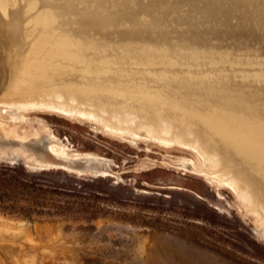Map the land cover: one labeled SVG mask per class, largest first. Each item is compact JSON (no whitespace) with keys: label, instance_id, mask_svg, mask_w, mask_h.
<instances>
[{"label":"rangeland","instance_id":"rangeland-1","mask_svg":"<svg viewBox=\"0 0 264 264\" xmlns=\"http://www.w3.org/2000/svg\"><path fill=\"white\" fill-rule=\"evenodd\" d=\"M42 39L44 66H59L44 74L82 68L76 81L51 88L112 90L106 79L114 76L137 100L149 94L192 113L171 103L191 99L210 114L192 121L201 118L196 128L212 140L198 139L201 154L160 146L146 133L141 140L114 136L53 111L28 110L17 122L4 113L0 122L38 139L0 134V164L100 179L95 189L104 200L91 203L86 216L0 212V264H264V219L256 212H264V0H0V99L36 72L28 64ZM66 41L87 51L90 63L45 54L58 48L74 58ZM44 128L57 137L59 155ZM209 151L221 158L218 174L251 180L253 197L244 200L203 175L215 168Z\"/></svg>","mask_w":264,"mask_h":264},{"label":"bare ground","instance_id":"bare-ground-1","mask_svg":"<svg viewBox=\"0 0 264 264\" xmlns=\"http://www.w3.org/2000/svg\"><path fill=\"white\" fill-rule=\"evenodd\" d=\"M44 39L39 40L37 42V46L40 45V42L43 44L36 47V50H34L35 60L29 62L28 64L29 68L35 69L36 72L33 73V71H31L25 73L22 79L17 82V86H13L12 89L9 88L7 94H5L4 97H1L0 108L3 104H6L9 110H6L4 112L0 111V116L4 113H9L12 118V121L17 122L22 116L21 113H26L28 112V110L53 111L67 116H77L81 119L101 125L106 129V131H108L114 136H128L130 138L141 140L142 133H146L150 140L156 142L160 146L166 148L179 147L182 149L194 151L196 153H201L204 151V148L197 146L199 138H204L205 142H211L212 139L209 134L206 135V137L208 136L207 139L206 137H203L206 129L203 130L204 133L202 135V133H200L201 131L196 128V125L201 124L198 122L202 119L200 118L198 122L196 121L198 124L193 123V121H195L201 116L204 119L210 118V114L205 113L202 107L194 106V103L191 99L184 100L183 97H178L174 98L171 103L173 105L178 104L186 109H190L193 114L178 108H172L173 106L171 108H166L159 104V100H156V98H152L149 94L144 98L139 95L142 100H137L134 99L131 94H125V92L122 93L119 90L121 88L115 86L116 81L114 76H111L106 79L107 85H109L110 83L114 84V88L112 90L106 89V86H98L94 84L91 85V83V86L86 87H80L76 85H65L61 87L52 86L51 88V85H56L53 83H58V81L64 83L76 81L77 77L80 75V71H82V68L74 70L75 72L73 73L63 70V74H59L58 76L56 75L54 76L55 78H51L49 75L44 74L45 70L43 71V69L47 67H45L43 64V56L40 55V53L43 52V45L46 43V40ZM68 43L69 42L66 41V44ZM79 43L81 46L83 45L81 41ZM76 44H78L77 41ZM69 45L71 46V53L74 57L72 59L70 57H67L68 54H65L63 52L61 53L58 48V50L54 49V51H48V53L45 54L47 56H60L63 59H69L68 61L71 62L80 60L83 65H88V62L90 63V60H87V51L81 49L80 52L79 49L74 48L75 44L74 47L72 43H69ZM76 56H79L81 59H77ZM51 58L52 57H50L49 59ZM58 67V65L48 66L47 70H52ZM85 70L87 69L85 68ZM36 73H38V75H36ZM173 79L176 80L177 78ZM28 80H32L34 82V85L23 88L24 84H26L27 86ZM96 81H98L99 83V80ZM135 88L137 87L130 88L133 93H136ZM135 100H137L138 102H134ZM197 114H200L201 116ZM198 127L200 128L202 126L198 125ZM41 133H43V135H47L52 140L50 150L55 155H59L60 153L56 152V147L58 144L57 137L52 133V131L46 128H44ZM0 134L4 135V137H11L15 141L24 143L28 142L30 139H38V136L35 135L29 137L21 136L16 132L15 129H10V126L2 122H0ZM210 142H208V144H210ZM207 154L209 156L210 161L215 164V168L212 170H201L203 172V175H206L210 179H212L213 182H215L220 188L231 190L238 197L244 200H248L250 199V197H253V192L249 190V188L251 187V180L247 176L243 177L242 174L239 175L233 172H228L225 175L218 174V169L222 167L221 158H219V155L214 151H209V153ZM222 164L225 165L226 163L224 162ZM30 169L35 170L38 168L31 167ZM43 169L45 168H41V170ZM260 196L264 197L263 195ZM256 212L259 216L264 219V212Z\"/></svg>","mask_w":264,"mask_h":264},{"label":"trees","instance_id":"trees-1","mask_svg":"<svg viewBox=\"0 0 264 264\" xmlns=\"http://www.w3.org/2000/svg\"><path fill=\"white\" fill-rule=\"evenodd\" d=\"M100 179L60 168L29 170L24 164H0V212L28 219L90 213L104 200Z\"/></svg>","mask_w":264,"mask_h":264},{"label":"water","instance_id":"water-1","mask_svg":"<svg viewBox=\"0 0 264 264\" xmlns=\"http://www.w3.org/2000/svg\"><path fill=\"white\" fill-rule=\"evenodd\" d=\"M86 160V159H85ZM13 164H15L16 163V161H11ZM52 166V165H51ZM54 166V165H53ZM53 168H55V167H53ZM66 170V169H65Z\"/></svg>","mask_w":264,"mask_h":264}]
</instances>
